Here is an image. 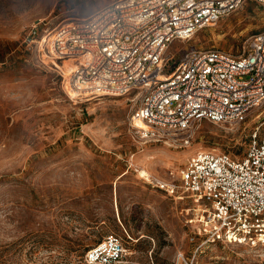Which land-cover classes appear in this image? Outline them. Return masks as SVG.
Wrapping results in <instances>:
<instances>
[{
	"label": "rangeland",
	"instance_id": "374dc122",
	"mask_svg": "<svg viewBox=\"0 0 264 264\" xmlns=\"http://www.w3.org/2000/svg\"><path fill=\"white\" fill-rule=\"evenodd\" d=\"M112 1L70 11L62 0H0V264H86L85 251L109 234L125 248L113 264H264V246L203 243L200 226L187 221L191 200L157 185L178 186L198 150L240 158L264 103L239 123L203 120L185 132L143 136L126 97H69L52 63L24 41L38 20L43 33ZM263 29L264 5L245 0L171 42L168 64L209 48L238 55Z\"/></svg>",
	"mask_w": 264,
	"mask_h": 264
},
{
	"label": "built area",
	"instance_id": "2783aa9c",
	"mask_svg": "<svg viewBox=\"0 0 264 264\" xmlns=\"http://www.w3.org/2000/svg\"><path fill=\"white\" fill-rule=\"evenodd\" d=\"M62 1L73 11L93 0ZM244 1L113 0L43 33L38 20L24 41L35 44L39 57L52 63L69 97H126L133 103L131 123L143 136L185 132L203 120L239 123L264 103V29L249 35L238 55L209 48L188 52L169 65L166 49L215 24ZM255 1L264 5V0ZM65 61L70 65L66 73L61 70ZM262 125L264 120L240 158L198 150L179 170L178 186L157 183L169 194L180 189L191 200L194 217L187 221L200 226L203 243L264 246ZM124 251L121 239L109 234L86 251L84 260L113 264Z\"/></svg>",
	"mask_w": 264,
	"mask_h": 264
},
{
	"label": "bare ground",
	"instance_id": "6f19581e",
	"mask_svg": "<svg viewBox=\"0 0 264 264\" xmlns=\"http://www.w3.org/2000/svg\"><path fill=\"white\" fill-rule=\"evenodd\" d=\"M69 68H70L69 63H68L67 61H65V62H64V66L61 68V70H62L64 73H66V72L69 70ZM146 179H149V177L147 176Z\"/></svg>",
	"mask_w": 264,
	"mask_h": 264
},
{
	"label": "trees",
	"instance_id": "16d2710c",
	"mask_svg": "<svg viewBox=\"0 0 264 264\" xmlns=\"http://www.w3.org/2000/svg\"><path fill=\"white\" fill-rule=\"evenodd\" d=\"M103 238H104V237H103ZM101 240H102V239H101ZM101 240H100V241H101ZM100 241H99V242H100ZM99 242H97V243H99ZM97 243H96V244H97ZM94 245H95V244H94ZM94 245H93V246H94ZM91 247H92V246H91ZM91 247H89V248H91ZM89 248H88V249H89ZM88 249H87V250H88ZM87 250H86V251H87ZM86 251H85V253H86ZM84 255H85V254H84ZM85 263H86V262H85ZM86 264H87V263H86Z\"/></svg>",
	"mask_w": 264,
	"mask_h": 264
}]
</instances>
